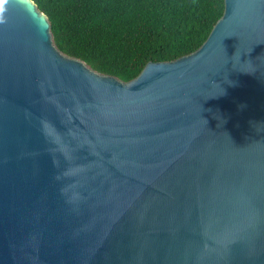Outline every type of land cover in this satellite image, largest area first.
Here are the masks:
<instances>
[{"label":"water","instance_id":"water-1","mask_svg":"<svg viewBox=\"0 0 264 264\" xmlns=\"http://www.w3.org/2000/svg\"><path fill=\"white\" fill-rule=\"evenodd\" d=\"M0 0V264H264V0L127 82Z\"/></svg>","mask_w":264,"mask_h":264},{"label":"trees","instance_id":"trees-1","mask_svg":"<svg viewBox=\"0 0 264 264\" xmlns=\"http://www.w3.org/2000/svg\"><path fill=\"white\" fill-rule=\"evenodd\" d=\"M64 56L121 82L197 49L223 0H31Z\"/></svg>","mask_w":264,"mask_h":264}]
</instances>
